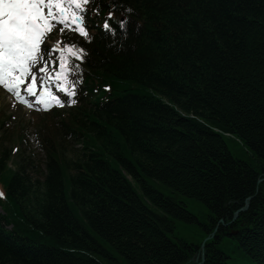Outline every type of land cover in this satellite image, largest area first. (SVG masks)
<instances>
[{"label":"trees","instance_id":"16d2710c","mask_svg":"<svg viewBox=\"0 0 264 264\" xmlns=\"http://www.w3.org/2000/svg\"><path fill=\"white\" fill-rule=\"evenodd\" d=\"M85 11L88 38L62 27L63 47L85 54L69 60L63 133L40 123L43 179L26 157L10 166L18 148L0 139V264H197L201 251L203 264H241L232 250L264 264V0H88ZM159 185L210 209L200 241L172 238L175 220L199 219Z\"/></svg>","mask_w":264,"mask_h":264},{"label":"snow or ice","instance_id":"6c2138e0","mask_svg":"<svg viewBox=\"0 0 264 264\" xmlns=\"http://www.w3.org/2000/svg\"><path fill=\"white\" fill-rule=\"evenodd\" d=\"M87 3L88 0H0V84L15 93L18 100L29 104L21 91V85L29 77L30 82L25 91L36 97V102L43 105L45 110L53 104L63 106V101L53 93V88L68 98L76 95L75 82L70 79L73 68L69 66V60H82L85 50L74 44H67L55 49L60 52L58 60H46L40 45L46 33L53 28V22L88 38L82 14ZM108 15L111 18V11ZM118 23L126 32L125 21ZM103 28L115 34L116 29L108 20H105ZM41 60L44 63L37 69L42 74L39 77L38 92V76L32 68ZM69 103H75V100L69 99Z\"/></svg>","mask_w":264,"mask_h":264},{"label":"rangeland","instance_id":"374dc122","mask_svg":"<svg viewBox=\"0 0 264 264\" xmlns=\"http://www.w3.org/2000/svg\"><path fill=\"white\" fill-rule=\"evenodd\" d=\"M58 23L55 22L54 31L55 35L47 32L45 37L42 39V43L40 45L41 52L47 54L49 56L56 54L60 55V52L55 51V49L61 48V40L57 38L59 36L58 32ZM46 44H48L51 49L49 51L46 49ZM46 49V50H45ZM44 60H41L39 64L34 65L32 71L36 73L38 76V85H39V77L42 75L37 71V69L43 66ZM30 82V77L26 80L25 84L21 85V91L24 97L29 101V104H25L17 99L15 93L7 90L2 84H0V118L3 114L6 116H11V122L6 123L3 126H0V139L3 137V146L18 148V152L11 153V159L9 160V165L16 168V162L22 158H28L31 163L30 167L31 175L34 179H43L44 172H46V151L43 148L42 137L44 132L40 130V123L53 124L54 122H58L61 120L62 115H59L57 111H53L56 107H60L66 112L70 110V108H62V106L53 104L49 109L45 110L44 107L39 106L36 102V97L28 94L25 89L27 87V83ZM124 86L131 91L139 94L149 95L152 91L148 88L138 86L136 83L125 82ZM55 89V88H54ZM56 90V89H55ZM28 95V96H27ZM157 95V94H156ZM31 105V106H29ZM52 109V110H51ZM49 110H51L49 112ZM62 112V111H60ZM20 125L22 131L20 133V129L17 127ZM60 132L63 133V128L60 126ZM40 132V133H39ZM227 142L229 144L230 149L236 157L245 159L247 161L252 162L254 159V153L252 150L245 147L242 142L233 139L227 138ZM82 148L80 143L75 142V140H70L64 144V149L67 151L68 157H75L78 153H80V149ZM21 155V156H20ZM33 168V170H32ZM74 172V170H73ZM68 182V180H66ZM69 182L67 183V187ZM160 189L168 195L174 196L182 201H184L187 205V208L194 214L197 215L199 222H185L182 220H175L176 227L175 232L172 236L174 240L178 238H182L189 242H198L203 236L206 234L205 228L200 224L208 223L207 216L210 214V209L201 201L187 197L180 193L174 192L168 187L164 185H159ZM69 188V187H68ZM67 188L68 192L69 189ZM0 212L2 209L0 207ZM105 243V242H104ZM106 246L113 249L109 244L105 243ZM232 258L231 262H240L241 264H246V260L238 253V251H230ZM119 255V254H117ZM121 264H128L126 261H122Z\"/></svg>","mask_w":264,"mask_h":264},{"label":"water","instance_id":"95a60500","mask_svg":"<svg viewBox=\"0 0 264 264\" xmlns=\"http://www.w3.org/2000/svg\"><path fill=\"white\" fill-rule=\"evenodd\" d=\"M250 199H251L250 197L247 198L246 201H245V205H244L242 208H240L239 210H237V211L234 213L233 221H234L235 219H237V217H238V215H239L240 212H242V211H246V210L249 208V205H250ZM221 222H224V221L221 220ZM207 239H209V237H207V238L205 239V241H206ZM205 241H204V242H205ZM204 242H203L202 245H201V250H203L204 247H205V246H204ZM204 261H205V254H204V251H203V252L201 251V253H200L199 255H197V257L195 258V262H196L197 264H203Z\"/></svg>","mask_w":264,"mask_h":264}]
</instances>
